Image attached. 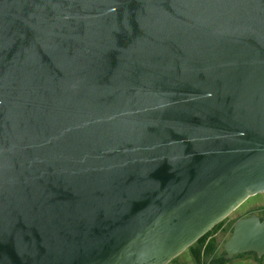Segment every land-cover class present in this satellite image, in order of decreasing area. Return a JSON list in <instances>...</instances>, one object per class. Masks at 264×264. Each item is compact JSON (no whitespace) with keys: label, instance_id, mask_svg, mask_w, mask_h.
<instances>
[{"label":"water","instance_id":"obj_1","mask_svg":"<svg viewBox=\"0 0 264 264\" xmlns=\"http://www.w3.org/2000/svg\"><path fill=\"white\" fill-rule=\"evenodd\" d=\"M263 193L264 0H0V264H169Z\"/></svg>","mask_w":264,"mask_h":264},{"label":"rangeland","instance_id":"obj_2","mask_svg":"<svg viewBox=\"0 0 264 264\" xmlns=\"http://www.w3.org/2000/svg\"><path fill=\"white\" fill-rule=\"evenodd\" d=\"M256 214L258 216H264V193L256 195L248 199L239 209H237L229 218L224 221V226L221 230L216 232L214 235L217 246L218 254L221 255L224 253V244L229 239L232 234V229L240 218H245L251 214ZM191 254L189 250L185 251L179 257L169 264H192ZM235 264H240L238 260L235 261Z\"/></svg>","mask_w":264,"mask_h":264},{"label":"trees","instance_id":"obj_3","mask_svg":"<svg viewBox=\"0 0 264 264\" xmlns=\"http://www.w3.org/2000/svg\"><path fill=\"white\" fill-rule=\"evenodd\" d=\"M223 226H224V221L220 223L218 226H216L209 233H207L204 237H202L196 244H194L189 249L196 264H235L236 260L246 257H253L256 259L257 264H263L264 257L260 259L257 257L255 253L238 255L232 260L225 259V251L223 254L219 255L217 241L214 235L216 234V232L221 230Z\"/></svg>","mask_w":264,"mask_h":264},{"label":"crops","instance_id":"obj_4","mask_svg":"<svg viewBox=\"0 0 264 264\" xmlns=\"http://www.w3.org/2000/svg\"><path fill=\"white\" fill-rule=\"evenodd\" d=\"M190 254H191V252H190ZM191 259H192V262H193L192 264H196L192 254H191ZM238 261L240 262V264H257L256 259L253 258V257L241 258ZM263 264H264V262H263Z\"/></svg>","mask_w":264,"mask_h":264},{"label":"flooded vegetation","instance_id":"obj_5","mask_svg":"<svg viewBox=\"0 0 264 264\" xmlns=\"http://www.w3.org/2000/svg\"><path fill=\"white\" fill-rule=\"evenodd\" d=\"M260 218H264V216H259Z\"/></svg>","mask_w":264,"mask_h":264}]
</instances>
